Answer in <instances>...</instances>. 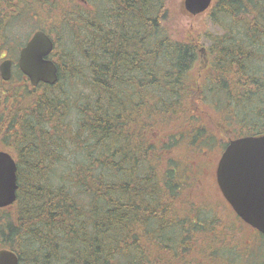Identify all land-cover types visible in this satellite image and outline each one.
<instances>
[{
    "label": "trees",
    "instance_id": "obj_1",
    "mask_svg": "<svg viewBox=\"0 0 264 264\" xmlns=\"http://www.w3.org/2000/svg\"><path fill=\"white\" fill-rule=\"evenodd\" d=\"M169 3L0 0V54L19 43L9 28L37 8L27 21H49L59 71L53 86L33 87L17 66L10 81L0 77V149L15 158L19 184L0 249L20 264H208L197 229L217 219L186 210L195 195L186 186L209 180L218 143L264 135V0H214L218 31L206 36L201 78V48L165 26ZM65 79L88 95L77 102ZM69 143L81 157L64 165ZM243 230L215 237L216 264H239L233 251L251 260V244L232 241Z\"/></svg>",
    "mask_w": 264,
    "mask_h": 264
},
{
    "label": "water",
    "instance_id": "obj_2",
    "mask_svg": "<svg viewBox=\"0 0 264 264\" xmlns=\"http://www.w3.org/2000/svg\"><path fill=\"white\" fill-rule=\"evenodd\" d=\"M213 4L214 0H184V9L189 15L198 16ZM54 50V39L43 30L34 32L20 49L16 65L33 87L58 82V67L50 58ZM200 53L204 56L206 49ZM13 67L12 59L0 63L4 82L12 79ZM216 180L235 214L264 236V135L230 140L219 160ZM18 191L17 162L9 152L0 150V209L14 205ZM0 264H20V260L13 250L0 249Z\"/></svg>",
    "mask_w": 264,
    "mask_h": 264
},
{
    "label": "rangeland",
    "instance_id": "obj_3",
    "mask_svg": "<svg viewBox=\"0 0 264 264\" xmlns=\"http://www.w3.org/2000/svg\"><path fill=\"white\" fill-rule=\"evenodd\" d=\"M169 8H170V14L168 16V18L166 19L165 26L168 30V32L177 40L179 41H183V42H194L197 43L198 46L202 49V48H206L207 50L209 49L210 46V42L207 39V35L209 33L215 34L217 30V28L214 27V25L212 24V22L210 21L209 18V11L198 15V16H191L189 15L185 9H184V0H170L169 3ZM36 13L39 14V12H41L39 9L34 8L31 9L28 14L27 11H25L24 15H23V20L22 22H18L16 23L15 26L9 28L8 32L11 36L16 38V41L19 42L16 45H10L8 47H6L0 54V63L2 62V60L4 58H10L13 59L14 61H17L18 57H19V50L21 49L20 46H18L20 44V42L22 41V43L24 42L25 44L27 43V41L30 39V37L33 35L34 32L38 31V30H42L43 26H46L47 24H49V21L46 20L45 22V18H41V19H32L31 21H27L28 18L32 17V13ZM24 44V45H25ZM23 45V46H24ZM19 47V49H18ZM206 50V53L204 54V56L201 55V61H199V64L197 65L196 69L194 70V73L197 72L198 77H203L204 75L201 76V74H204V71H200L202 69H204L203 67L206 66V63H208L209 61L207 60L209 57V54ZM4 57V58H3ZM205 61V63H204ZM204 64V65H203ZM16 72V67H14L13 69V73ZM200 72V73H199ZM85 72H84V76L82 77V79L85 78ZM77 81V79H76ZM63 88L67 89L71 95L74 97V99L78 102V97L80 95H88V89L87 87H85V85H83L82 83H73L69 82L67 79H65L64 81V85ZM75 101V103H76ZM218 101V100H217ZM220 110H223L220 108ZM209 111V110H208ZM77 114L76 112H74L73 117L70 118L69 122L70 124H76V119H77ZM227 118V116H226ZM232 123H236L233 122ZM237 127V124H236ZM157 137V135H156ZM228 139H226L225 142H227ZM69 149L67 150L68 152L63 153V156L66 158V163L63 162L64 165H68L69 163L72 164L74 163L77 158L81 157V153L77 154L78 150L74 147V145H72V143H69ZM222 144L218 143L217 145H215L214 150L215 151H220L222 148ZM182 150L179 147L177 150V153L181 154ZM222 152V150H221ZM220 152V154H221ZM16 154V153H15ZM213 157V155H212ZM78 158V159H79ZM218 157H216L217 159ZM211 162H213V159L211 160ZM61 164V165H63ZM213 180V179H212ZM212 180H208L205 182V184L203 185V187H199L200 186V181H202V179H198V182L194 183V190H190L187 186V190H189L190 192H194L195 195H192V200H190L189 202H186L187 204V208L186 210H190V209H198L200 210L201 213H203L202 215V219L206 218V219H217L214 220L213 224L217 225V223H222V228L221 229H216L214 227L213 224L211 223H203L201 226V228L197 229V233L200 236H206L207 240H200V242L202 243V250L203 252L207 253V256H209L208 258V264H216L219 262V258H217L216 253L214 250V244L215 242H217L215 240V237H217L219 234H222L223 232H226L228 230H232V229H236V227H241L243 230V233L240 235H233L232 237V241L235 242L236 240H238L239 238L242 239V242H244L246 245H248L249 243L251 244V257L249 261H247V264H256L255 262L264 259V245H260V242L264 243V238H262V234L258 231L252 232L251 228L247 227L245 224L243 223L241 220H239V218H237L235 215L233 216V213L228 209L227 207L223 204V202H221L220 198L218 195H216V189H215V182ZM201 192H207L209 193L208 195H202ZM198 194V195H197ZM200 197V200L198 201L197 199L194 200V197ZM213 204V205H212ZM11 208H4L0 210V218L4 217L6 214H12L14 211L13 205L10 206ZM186 207V206H185ZM195 207V208H194ZM216 207V208H222L221 210V215H215L213 213L212 208ZM208 209H210L212 212L208 211ZM185 210V212H187ZM226 215L223 217V214ZM219 216V219H218ZM221 218V219H220ZM217 221V222H216ZM194 224H200V222H196ZM231 224V225H230ZM231 227L230 229L227 227ZM217 227H220V225H217ZM254 234V236H256L258 239H255L254 236L251 235V233ZM209 237V238H208ZM230 236H228L226 238V244L229 245L232 243ZM221 244H225L224 242H220ZM236 243V242H235ZM1 244H0V248H1ZM226 247V245L224 246ZM248 249V247L244 246L243 244H240L239 247V251L243 252L242 254H245L244 252ZM254 250V251H253ZM262 255V256H261ZM231 258L235 259L236 262H239L240 264V258L243 259L242 256H240L239 254H235V252L233 251V254L230 256ZM191 258H184L183 264H186L188 261H190ZM245 259V256H244ZM254 262V263H253ZM246 262L242 263L245 264ZM226 264H231V263H226Z\"/></svg>",
    "mask_w": 264,
    "mask_h": 264
},
{
    "label": "flooded vegetation",
    "instance_id": "obj_4",
    "mask_svg": "<svg viewBox=\"0 0 264 264\" xmlns=\"http://www.w3.org/2000/svg\"><path fill=\"white\" fill-rule=\"evenodd\" d=\"M202 55V54H201ZM200 55V56H201ZM51 59H52V56L50 57ZM5 59H10L9 57L8 58H4L3 60H5ZM13 60V59H12ZM53 60V59H52ZM14 61V60H13ZM54 61V60H53ZM16 62L17 61H14V67H16L17 65H16ZM14 67H13V69H14ZM26 77V76H25ZM27 79H28V77H26ZM29 80V79H28ZM29 82H30V80H29ZM237 139V138H236ZM230 140H233V139H229V141ZM229 141H228V143H229ZM228 143H227V145H228ZM227 145H226V147H227ZM226 147H224L223 149H221L222 150V152H221V150L219 151V155L217 156L218 158L215 160V161H213V162H211L210 163V171H208V170H205V175H206V179H208L209 178V180H212V181H214L215 182V189H216V195H218L219 196V198H220V200H221V202H223V204L225 205V206H227L226 204H228L227 202H226V200L224 199V197H223V195H222V193H221V191H220V189H219V187H218V185H217V180H216V170H217V167H218V163H219V160H220V158H221V156H222V154H223V152H224V150H225V148ZM1 150V149H0ZM3 151H5V150H3ZM220 152H221V154H220ZM197 182H198V180H197ZM205 180H203L202 179V181H200V182H198V183H200V186L199 187H203V185L205 184ZM204 188V187H203ZM202 193V195H208L209 193H207V192H201ZM198 195V194H197ZM213 205V204H212ZM229 205V204H228ZM229 207L231 208V206L229 205ZM222 208L220 207V208H216V207H213L212 208V210H213V213H214V215H221V210ZM232 209V208H231ZM1 210V209H0ZM208 211H210V209L208 210ZM232 211H233V209H232ZM234 212V211H233ZM216 213V214H215ZM235 213V212H234ZM236 215V214H235ZM237 216V215H236ZM238 217V216H237ZM239 218V217H238ZM240 219V218H239ZM241 220V219H240ZM242 221V220H241ZM243 222V221H242ZM244 223V222H243ZM247 225V224H246ZM249 226V225H248ZM250 227V226H249ZM252 228V227H251ZM253 229V228H252ZM255 230V229H254ZM255 231H257V230H255Z\"/></svg>",
    "mask_w": 264,
    "mask_h": 264
}]
</instances>
